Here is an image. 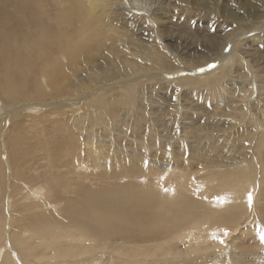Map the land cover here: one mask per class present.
Instances as JSON below:
<instances>
[{
  "label": "bare ground",
  "instance_id": "1",
  "mask_svg": "<svg viewBox=\"0 0 264 264\" xmlns=\"http://www.w3.org/2000/svg\"><path fill=\"white\" fill-rule=\"evenodd\" d=\"M105 1L103 5V0H0L3 103L9 107L21 99V89L27 92L28 85L36 84L35 97L31 94L36 102L4 120L8 125L3 131L7 130L5 136L9 134L10 120L14 122L16 116V121L21 120L22 114L32 122V128L45 127L36 119L40 110L46 111L39 104L62 96L72 98L50 108L60 112L48 118L58 121L53 124L59 125L66 135L69 123L60 115L64 117L72 109L69 122L76 131L67 134V149L74 153L73 162L64 164L59 156L53 158L61 160L58 164L43 171L32 170V166L24 172L17 170V164L10 166L8 148L4 151V163L13 168L11 178L16 180H11L13 186L8 189L10 234L0 217V264H202L214 257L220 259L222 248L231 245L226 240L240 228V221L248 212L250 216L254 211L253 219L258 223L264 220V106L256 111L247 100L255 88L250 77L264 76L257 54H252L251 59L236 44L229 52L231 61L233 58L231 66L224 60L212 71L213 66L203 67L208 64V57L196 62L192 58L191 64L199 69L195 74L201 78L182 75L170 79L178 68L157 34L150 32L157 26L156 17L155 24L148 20L154 27L146 21L148 24L143 27L132 24L131 29L128 21L137 23L136 11L147 8L144 10L139 0H129L128 9L134 17L126 18V27H122L118 19L129 12L112 8L118 0ZM88 3L91 8L86 7ZM242 8L233 6L229 9L231 16H248L250 23L238 26L225 46L239 38L244 47L251 43L256 44L254 49L264 46V0L251 2L244 15L240 14ZM109 12L118 16L107 17ZM227 52L222 50L219 56L226 58ZM219 56L214 60H219ZM260 56L264 59V55ZM181 68L186 66L179 64ZM153 76H157L155 82ZM239 76L245 81L239 83ZM17 78L21 82L16 83ZM125 82L130 83L122 87L124 102H116V96L105 98L103 93L109 87L91 99V106L98 107L96 112L87 110L88 100L76 101L90 88ZM199 82L206 83L205 94L195 86ZM166 83L171 84L167 87L171 94L178 96L181 89L187 90L203 101L202 105L211 108L207 116H215L213 124L186 127L183 139L175 144L166 140L159 123L165 109L160 105L161 92L153 90ZM228 83L232 85L228 89L234 93V100L224 88ZM172 85L178 89H172ZM257 88L258 95L264 91L259 83ZM174 94L168 98L174 101ZM4 124L0 125L1 131ZM117 127L120 133L115 134ZM44 131L43 128L40 133L44 135ZM23 140L16 135L15 142ZM16 150L20 151L18 147ZM2 161L0 158V183L6 175ZM133 164L138 167L130 168ZM56 165L61 171H53ZM30 171H35L36 176L28 178H40V182L20 180L24 175L26 180ZM89 171L92 174L87 175ZM159 171H165L162 177L154 176ZM177 171L183 174L182 183L173 188L167 186L169 176L172 172L175 176ZM195 173L200 175L199 180ZM146 178L149 183L140 181ZM88 180L91 184L85 183ZM20 183L23 187H16ZM56 188L66 189L67 194L60 196ZM196 188L209 192L229 189L233 201L220 209L210 207L208 201L194 195ZM259 236L251 244L240 246L241 251L229 253V260L224 257L223 261L250 264L244 257L251 254L255 257L252 264L259 258L258 264H264V255L257 254L264 247Z\"/></svg>",
  "mask_w": 264,
  "mask_h": 264
},
{
  "label": "rangeland",
  "instance_id": "2",
  "mask_svg": "<svg viewBox=\"0 0 264 264\" xmlns=\"http://www.w3.org/2000/svg\"><path fill=\"white\" fill-rule=\"evenodd\" d=\"M47 1H49V0H47ZM73 1H75V0H73ZM104 1L105 0H103V5L106 4V3H104ZM108 1L109 0H106L105 2H108ZM253 1H255V0H139L140 3L143 2L142 4H143L144 10L146 8L147 9L145 11L142 10V12L136 11L137 14L135 13V17H134V15H132V10L128 9L129 4H130L129 0L115 1L117 3L114 5L115 7L113 6L112 8L114 10H117V12L123 11V9L129 12V14H128L129 16L124 14L122 19H121V17H120V19H118V23L122 27L125 26L124 23L127 22L128 17L129 18L134 17V18L138 19L137 23L128 21V24L129 23H131V25L135 24L137 27H143L145 24H148V23L149 24H151V23L155 24V22H153V20H154L153 18L156 17L157 26L154 27L151 24L154 27V29H152L150 32H154V34L155 33L157 34V39L161 42L162 47L165 50L166 54L169 56V58L173 61V63L178 68V70L175 71L176 75L172 76V78H170V79L178 78V77H181L182 75L183 76L189 75V76L201 78L198 74H195V71H198L199 69L196 67L194 68V65L191 64L192 58H194V61L196 62V61L200 60V58H202V57H208V64L203 65V67L213 66V68L211 69L212 71H214L216 69V67L220 64V62H224V60L228 62L227 65L231 66L233 63V58L231 61V57L229 56V52L232 51V49L235 47L236 44H239V46L242 47V49H244L246 51V54L247 55L249 54V57L251 59H252V54H257V59H260L261 62L263 63L262 66H264V59H263V57L260 56V55H264V46L260 45L259 48L254 49L253 44H255V43H251L249 46L244 47L241 45V39L242 38H239L238 40H234V42H232V44H228L229 46L228 45L225 46L226 41L231 36V34L236 31L238 26H240V25L243 26V25H247L250 23L249 22L250 18H248V16L241 17V16L236 15V19H235L233 16H231L229 9H231L233 6H235V7H237L238 5L242 6L243 7L242 9H244V10H242L240 12V14L244 15L245 10L249 6V4ZM88 4H86L87 5L86 7L91 8L90 4L89 5ZM103 5L100 4V6H102V7H103ZM50 8H51V6H50ZM56 8H57V6L55 7V9ZM95 8H96V6H95ZM148 9H150V10H148ZM146 11H148V13L150 11V12H152V14H147ZM108 14H110V15H107V17L118 16V14H116L115 12H109ZM139 17H143V20H139L140 19ZM8 24L13 25L11 23H8ZM130 27L132 29L133 25ZM5 31L7 32V30H5ZM252 35H257V34H252ZM6 36H7V34H6ZM244 37H246V36H243V38ZM210 40H212V41H210ZM262 40H264V39H262ZM222 50L224 52L228 51L226 53L227 54L226 58L221 57L222 55L219 56L221 54ZM230 55H232V52ZM217 56H219L220 59L218 60V58H217L214 60V58H216ZM182 63L186 66V69L181 68L179 70V64L181 66V65H183ZM3 66H4V61L0 60V84L3 83L1 81L3 79V76H4L1 74V72L2 73L4 72ZM200 68H202V67H200ZM175 72L173 74H175ZM255 75L257 77L256 79L258 82L256 81V79L253 76L250 77V80H252L251 83L254 84L253 86L255 88H254V91L248 95L247 100L248 101L250 100L249 103L256 110L258 108H263V106H264V103H263L264 102V95H263L264 91L260 92L261 94H259L260 95V97H259V95H258L259 91L257 88L258 83L261 85V87H264V84H263L264 76H258L257 74H255ZM21 76H25V75H21ZM154 78H157V76H153V79H152L153 82L156 81ZM238 78L239 79H237V80L239 83L242 81H245V80L241 79L240 76ZM140 80H145V79H140ZM19 82H21V80H20V78H17L16 83H19ZM127 83H130V82H125L123 84L122 83H115L114 85L103 84V85H100V87H97V86L94 87L95 89L90 88L87 91H84V93L82 94L83 96H81L76 101L81 102L82 100H85V99L88 100V102H90V103H88L87 110H89L91 112L92 111L96 112L98 107H92L91 106L92 102H93L91 100L92 98H94L97 95L102 94V93H100V91L106 90L109 87L108 90H111V91L107 90L105 93H103L104 97L106 96L105 98L111 99L112 97L116 96V98H117L116 102L119 100L124 102L126 99L124 96L125 94L124 95L122 94L123 93L122 87L124 84L128 85ZM166 84L167 85L169 84V85L168 86L166 85L163 88L161 86H158V87L153 89L154 91L159 90L161 92L159 97L161 98L160 100H162V103L160 105H161V107H163L165 109H164V111L161 112L162 114H160V118L162 117L160 120L165 121L164 122L165 125H163L164 123L161 121L159 123H160V129L163 132V136H164V134L167 136V137L164 136V138H166V140H169L175 144V142H177V140L180 141L181 139H183L182 134H183V130L186 127H189V129H191L196 125H200L202 127H208V126H211L213 124L211 121L213 118H215V116L212 115L213 118H211V117L209 118L207 116L208 113H211V108H208V107H205L204 105H202L203 101L197 100V98H195V95L190 94L191 92H189L187 90L184 91L181 89L182 93L178 96L174 93L171 94L169 91L170 89L167 88V87H170L171 84L170 83H166ZM205 84H206L205 82H199L195 85V86H197L199 93H201V94L206 93L205 91H207V90H206ZM35 85L36 84L28 85L27 92L25 91V88L21 89L23 91V95L21 96V99L17 100V102H14L12 105H9V107H6V105L3 103L4 98H3L2 92L0 90V122H1L0 125L4 124V120L9 115H12V114L15 115L16 111L21 110L22 108L27 106V104H30L31 102H36L34 100V98L31 97L32 95H33V97H35V95H34ZM231 86L232 85H230V83H228L227 85L224 86V88H226L229 91L227 93V95L231 99H233L234 93L233 92L231 93L230 90L228 89ZM172 87H174L172 89H178V87H176L174 85H172ZM28 88H31V89H28ZM202 91H203V93H202ZM167 94H168V96H167ZM173 94L176 97V99L174 101H173V99H170ZM122 95H123V97H122ZM169 95H171L170 98H168ZM119 97H121V98L119 99ZM66 98H72V96H68V97L62 96V97H58V98L42 100L41 104H39L40 107H42L46 111L40 110V112L38 113L39 115H37L36 119L38 121L44 122L45 127H37L36 126L35 128H32L30 126V124L32 122L27 121V117H25L23 114L21 115L22 116L20 118L21 120L16 121V119H18L19 116H16L15 120L13 119L15 123L14 122L11 123V120H10V124H9L10 128H9V134L8 135L5 136V133L7 131L6 126H8V125L4 124V126H2V131L0 130V148H1L0 151L2 152V154H0V156H1L0 158L3 160L2 161L3 165H5L4 161L5 160L7 161V159H6L7 154H6V152H4V151H6L7 148H8V155H9V159H10V166H12V164H14V166L17 164V170H22L23 172L29 170L30 166H32V168H33L32 170L36 169V170L40 171L42 169L41 171H43V169H45L46 167H50L51 164H53V163L58 164L61 160H54L53 158L57 159V158H59V156L62 159L64 164L70 163L71 161L73 162L74 153L69 152V149H67V144L70 143V140L67 137V134L69 132H76L75 129L72 127V125L69 122L70 118L72 117V114H70L72 109L68 110L67 112L69 114L64 116V117L62 115H60V118H64V120H66L69 123L67 125L70 128L67 131L66 135L63 134V130L60 131L59 125L53 124V123H57L58 121L54 122L53 119L48 118L49 115H53V118H54V115L58 114L60 112L56 108L51 109V110H49V109L59 105L60 102L62 100H66ZM253 102H255L254 103L255 105L253 104ZM238 104H242L241 101L238 100ZM257 105L259 107H257ZM37 106H38V104H37ZM119 109L120 108H118V110ZM83 110H85V109L83 108ZM256 111H259V109ZM205 116L207 118H205ZM208 121H209V123L207 124L206 122H208ZM41 122H39L40 123L39 125H42ZM4 128H6L5 132H3ZM43 128L45 129L44 135L42 133H40ZM143 129H145V127ZM164 131L167 133H164ZM114 133L115 134L120 133L119 127L116 128ZM39 134H42V136L39 137L38 136ZM16 135L23 137L24 140L19 141V142H15ZM123 136L127 137V135H123ZM13 141H14V143H13ZM110 142H108V144H110ZM16 147H18L20 149V151L16 150ZM113 148H115V147H113ZM128 148L133 149L132 146H129ZM153 150L156 151V148H154ZM67 151L69 154L67 153ZM53 156H55V157H53ZM48 158H50L51 161L52 160H54V161L51 163V161H49ZM151 158H153L152 159L153 161L155 160L154 157H151ZM24 159H26V161ZM10 166H9V163H7L4 166V170H5L6 175L3 174V175H5L4 180H2V182L0 183V202H1L0 203V217L2 218V220L4 219L3 221L6 222L7 234L11 233L8 227L10 226V223L12 221L9 218V215H10L9 212L11 211V210L9 211V209H11V208H9L10 205H8V203H7L8 202L7 198L9 197L8 196V194L10 193L9 190L13 186V182H15V180H16V179L12 180V178H11V170H13V168L12 167L9 168ZM133 167H138V165L133 164V166H131L130 168H133ZM138 169L142 170L141 167H139ZM238 169L239 168H235L234 170H238ZM159 170H160V168H159ZM53 171L59 172L61 170L56 165L55 169L53 168ZM178 171L175 172V176H174V172H172V175L169 176V180L167 181L168 183L166 184L167 186H171L173 188V186H179V184L182 183L183 177L181 175H183V174L182 173L179 174ZM163 172H165V171H162V172L159 171V174L158 175L154 174V176L162 177V175L164 174ZM33 173H35V171H33ZM33 173L30 171V174L26 175V180L24 178L25 175L23 176V179L21 178L20 180H23L24 182H27V183H29V181H32L34 184H35V182H37V183L40 182L39 181L40 178L35 177V178H33V180H30L31 178H28V177L36 176V174H33ZM88 173H87V175H90V174H92V171H89ZM1 175H2V170L0 168V176ZM195 176H196V180H199L197 178H200V175L195 173ZM140 178H142V177H140ZM140 181L141 182L143 181L145 183L150 182V180L148 178L141 179ZM78 182H81V180H77V183ZM90 182L91 181L88 180L85 183L91 184ZM17 184H16V187H18V188L23 187L22 183H20L19 186ZM167 186H164V188H166ZM72 188H73V186H71L70 189H72ZM25 191L26 190L24 189L23 192H25ZM55 191L60 196H64L67 194L66 189L56 188ZM194 195L197 198H199L200 200L205 199L206 201H208L210 207H215L217 209H220L225 205H229L233 201L232 197L230 196L231 191L229 189H224V188L223 189L217 188L211 192H209L208 190L201 189V188H196ZM256 197L258 198L257 195H256ZM6 205H8V206H6ZM62 206H64V205H62ZM253 213H254V211H251L250 216H249V212H248V214L241 219L240 228L235 233L230 234V237L226 241H228V243H231V245L229 247L227 246V248H225V247L222 248V253L224 251L225 252L223 254L221 253L220 259L217 260L216 257H214L213 259L206 260V262H204L202 264H226L225 263L226 259L229 260V258H230L229 253H233V251H236V249L241 251L240 246L249 245L254 240H256L255 237H258L260 235L259 231H261V229H262L261 226L262 225L264 226V220L260 219V222L258 223L256 220L253 219ZM1 215H4V216H1ZM251 229H253L255 234L256 233L257 234L254 235V232H250ZM246 231H248V233H246ZM6 244L9 245L8 240L6 241ZM257 254L264 255V247L263 246L258 249ZM224 257L226 259L223 261ZM254 258L255 257H253V255H251V254H245V257H244V259L248 260L250 264H252L254 262ZM148 259L151 260L152 258H148ZM260 260L261 259L259 258L255 262V264H258ZM186 263H188V262H184V263L181 262V264H186ZM113 264H116V263H113Z\"/></svg>",
  "mask_w": 264,
  "mask_h": 264
},
{
  "label": "snow or ice",
  "instance_id": "3",
  "mask_svg": "<svg viewBox=\"0 0 264 264\" xmlns=\"http://www.w3.org/2000/svg\"><path fill=\"white\" fill-rule=\"evenodd\" d=\"M249 203L251 204V196H249ZM259 239L261 243H264V229H261Z\"/></svg>",
  "mask_w": 264,
  "mask_h": 264
}]
</instances>
